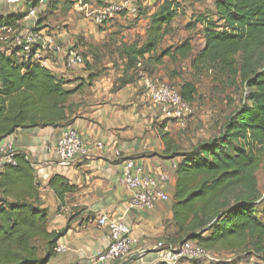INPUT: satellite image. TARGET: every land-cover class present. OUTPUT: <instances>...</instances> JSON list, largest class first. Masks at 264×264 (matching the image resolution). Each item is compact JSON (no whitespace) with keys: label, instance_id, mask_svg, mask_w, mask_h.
Listing matches in <instances>:
<instances>
[{"label":"trees","instance_id":"16d2710c","mask_svg":"<svg viewBox=\"0 0 264 264\" xmlns=\"http://www.w3.org/2000/svg\"><path fill=\"white\" fill-rule=\"evenodd\" d=\"M58 1L47 0L44 5L54 11ZM104 1L98 0L99 5ZM213 1V13L201 14L194 21V25L203 24L205 39L195 53L189 39L156 51L180 8L175 0L158 2L143 41L122 47L127 62L116 87L143 73L152 76L153 65L163 63L167 56L173 61L191 58L195 80L177 87L190 105L196 99V77L201 71L216 69L241 78L247 89L241 106L208 140L175 153L181 157L172 206L178 236L165 241H195L213 252L241 250L249 244L260 253L264 251V221L256 213L264 205V192L256 171L264 156V0ZM23 3L28 9L32 4ZM14 6L0 14V28L18 27L28 14ZM42 21L40 17L38 22ZM85 56L90 69L93 65ZM68 83L44 63V57L25 58L19 47L0 40V141L20 128L64 123L68 99L79 88L68 89ZM48 185L60 199L76 188L61 175L52 176ZM39 186L36 170L24 153L17 152L15 164L0 171V264H48L59 239L70 229L68 224L60 231H48Z\"/></svg>","mask_w":264,"mask_h":264},{"label":"crops","instance_id":"0c3cea01","mask_svg":"<svg viewBox=\"0 0 264 264\" xmlns=\"http://www.w3.org/2000/svg\"><path fill=\"white\" fill-rule=\"evenodd\" d=\"M10 6L0 0V14L11 11ZM62 38L66 43L67 39ZM103 39L104 36L90 37L85 43L86 59L93 65L90 69L86 66L66 69L61 55L44 56V63L69 81L68 89L79 87L68 99V118L58 127L20 128L1 140L0 147L12 143L34 166L41 207L48 213V231H60L70 224L58 241L67 251L55 253L48 264H165L157 259L155 245L178 236L172 206L181 157L175 153L208 140L219 131L220 125L218 128L212 125L205 132L186 128L187 122L181 125L176 120L165 119L159 106L151 101L142 75L116 87L127 62L122 47L136 41L120 39L115 43L116 49L111 50L105 44L98 47ZM164 66V63L154 64L151 77L158 80L165 77ZM96 73L97 76L88 78ZM67 128L78 130L89 151L73 164L61 166L56 143L61 131ZM100 142L104 144L102 149L97 148ZM129 159L142 165L156 179L159 188L169 195L168 201H158L152 209L130 207L132 191L122 180ZM54 175L66 177L76 186L75 190L60 199L48 185ZM162 175H167V179H162ZM102 215L125 222L137 239L131 253L123 259H100L110 244L108 229L98 224ZM188 261L199 264L197 260L179 264H189Z\"/></svg>","mask_w":264,"mask_h":264},{"label":"rangeland","instance_id":"374dc122","mask_svg":"<svg viewBox=\"0 0 264 264\" xmlns=\"http://www.w3.org/2000/svg\"><path fill=\"white\" fill-rule=\"evenodd\" d=\"M130 1L137 8L134 14L128 13L126 10L121 13H114L102 26H98L91 19V12L99 7L98 0H59L58 7L54 11L49 9L47 5L39 6L36 19L30 18L28 14L25 15L26 17L19 21L17 29L22 30L34 26L35 28H43L46 33L55 36L60 45L73 48L84 56L86 55L85 43H88L90 37L104 36V42H100L98 47L105 44L106 47L113 50L116 49L115 43L120 39L143 41L150 15L156 10V5L161 0ZM175 1L180 5V8L169 26V32L164 43L156 51L158 52L166 46H175L189 39L195 53L202 48L205 39L202 31L203 24L194 25V21L201 14L211 15L214 9V1ZM84 4H87L85 10L81 9V5ZM10 7L14 10L15 6L11 5ZM16 7L20 11H28V7L23 2ZM40 17L43 19L42 22H38ZM62 37L67 39L66 43L62 41ZM116 51L118 52V50ZM163 63L165 64L164 70L167 69V71L165 70L167 75L159 79L160 81L179 87L183 81L195 80L191 58H178L173 61L167 56ZM196 80L197 95L194 103L190 105L191 111L187 117L186 128L203 129L205 132H208L212 125H216L215 128H218L231 113L241 106L247 96V89L238 75L225 76L216 69L203 70L198 74ZM256 177L261 191L264 192V156L259 159ZM256 215L264 221V205L258 208ZM210 254L214 259L203 258L197 262L199 264L206 261L210 262L209 264H264V251L256 253L249 247V244L241 250L221 249L214 252L210 251ZM188 262L193 264V261Z\"/></svg>","mask_w":264,"mask_h":264},{"label":"built area","instance_id":"2783aa9c","mask_svg":"<svg viewBox=\"0 0 264 264\" xmlns=\"http://www.w3.org/2000/svg\"><path fill=\"white\" fill-rule=\"evenodd\" d=\"M2 1L10 5H19L26 0ZM29 1L32 4L28 9V15L30 18L36 19L39 6L44 5L47 0ZM81 6L83 10L87 8V4ZM125 10L134 14L137 8L132 5L130 0H105L103 4L91 12V19L96 25L102 26L114 13H121ZM0 40L19 47L25 58L32 57L35 60H41L45 55L57 53L62 56L66 69L72 70L85 65V58L80 52L60 45L55 36L46 33L45 29H37L35 26L22 30H18L17 27L11 25L3 26L0 28ZM142 77L150 99L159 106L161 115L165 119L176 120L181 125H185L191 106L182 98L179 89L145 73L142 74ZM103 147V143L97 144V148L102 149ZM56 150L59 156V164L69 166L80 156L87 154L89 147L77 129L67 128L60 133ZM16 154L17 151L12 143L0 147V171L8 164H15ZM162 179H167V175H162ZM122 180L128 189L132 191L130 201V207L132 208L152 209L158 201L169 200V195L159 188L156 179L133 159L126 161ZM98 224L106 227L110 234V244L101 253L100 259L115 261L123 259L131 253L137 239L132 236L131 228L125 222L102 215L98 219ZM66 251L67 247L65 245L58 244L55 247V253ZM155 251L157 259L165 264H179L182 261L203 258L214 259L210 251L204 246L190 240L176 244L159 241L155 245Z\"/></svg>","mask_w":264,"mask_h":264}]
</instances>
